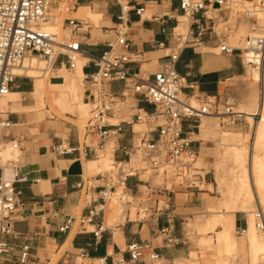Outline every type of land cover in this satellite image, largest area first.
<instances>
[{
  "label": "crops",
  "instance_id": "obj_1",
  "mask_svg": "<svg viewBox=\"0 0 264 264\" xmlns=\"http://www.w3.org/2000/svg\"><path fill=\"white\" fill-rule=\"evenodd\" d=\"M175 2L179 4V0H127L126 5L131 9L127 14V38L131 42L130 55L133 59L127 68L131 74L139 75L144 79H152L154 73L171 63L168 57L170 51L167 44L168 40L171 39L172 28L177 24L174 18L179 19V21L187 18L181 15ZM74 5L77 9L74 18L78 17L77 19H80L79 17H82L88 20L80 19L84 22V25L79 27L77 33V38L81 42L85 54L79 62V67L81 65V70L84 73H93L96 68L92 64V57L101 56L108 51L109 45L115 41V28L120 22L121 5H126L120 0L116 2H113V0H78ZM141 7H144L145 11L142 13V17H139L134 9ZM66 8L67 5H63L60 10L63 11ZM219 19L217 22L218 28L225 24H231V22H237V17L232 16L228 18V22L227 19L224 21L221 18ZM92 21L94 23L102 22L101 27L92 29L90 24ZM181 23L182 21H180L179 27ZM49 24L58 25V23ZM209 25L210 23L207 22V26ZM244 26L246 25L241 26L238 30H246L247 26ZM202 47V51L201 47L195 51L192 49L186 50L175 63L177 72L185 79L182 94L186 98L192 97L195 99L196 95L199 94L203 98L210 97V99H214L213 97L219 94L221 84L235 77L243 76L245 73L237 55L219 54L218 42L214 38H206ZM163 52L168 53L156 57ZM79 67L73 73H76ZM52 71L62 72V77L57 75L54 77L57 78L56 80L62 78L63 81L51 82L50 78L53 75L49 77V80L20 77L33 80L30 95L34 96L37 102H41L40 105L48 113L51 112L48 100H55L62 93V90L56 88L55 85L64 84V75L69 74L68 69L60 67L58 63L53 70L51 68ZM143 75L146 76L143 77ZM48 86L57 89L58 92H48ZM104 86L109 93L118 97L127 92L124 83L109 82L105 83ZM85 90V87L83 91L79 85V103L87 104ZM263 92L264 89H260L257 99V114L260 117L255 120L254 132L256 134L259 129L264 131V125L261 127L262 115L260 113ZM25 93L26 90H13L6 99V103L0 101L1 109H5L3 112H9V118L13 124V127L9 130L0 131V145L6 149V146L11 142L16 141L21 148L18 170L20 176L15 183L16 189L21 193L19 197L20 206L15 216L12 234H0V241L9 243L11 247L8 253L0 255V264H20L21 248L24 245L30 247L28 264H95V262H99V264H117L119 254L125 257L126 264H185V261H187L186 264H197L196 257L198 255L195 254L196 248L186 235L187 226L189 224L195 225V216L201 214L205 209L206 214L209 215L208 209L210 207V215L205 216L202 223H197V226L199 228L204 227V231L211 230L207 229V225L212 223L214 216L230 215L232 217L231 233L235 239V250L231 255H227L223 247L217 242V233L224 230L223 225L217 224L214 230H211L216 233L214 240L217 246L216 249L210 248L211 240L200 237V241L204 239L210 249L209 251H212L210 255L212 262L210 264H253L255 252L248 236L253 221L251 222L241 216L235 206H229L226 201L221 204L222 207L226 208L222 211H215L216 201L206 205L205 196L210 195V192H214L213 185V191L203 188L178 190L169 198V210L159 217L132 221V211L124 212L125 221L114 228L105 227L106 221L104 218L105 229L99 235V238H96L95 232L99 230L102 219L94 218L81 224L82 220L89 219V210L86 208L87 203L81 206L82 192L77 189V185L85 178V173H87L85 163L92 159L78 153L58 156L51 150V146L61 140H65L71 146L76 147L78 140L81 138V132L76 126L67 122H59L53 118L31 117V113L36 109V103L33 105L20 104L22 94ZM129 97H132L133 105L130 107L129 119L120 121L124 134L117 143L118 150L115 153V158L118 160L126 159L123 152L124 147L131 148L137 145V137L141 138V135H137L138 133L135 131V127L142 124L137 121L136 114L141 112L153 113L155 111L154 106L142 101L139 97ZM127 99L121 103H125ZM242 114L256 116L249 113ZM65 117L73 119L71 114H65ZM205 118L209 117L206 116ZM38 119L46 120L38 126L29 125ZM161 123L162 118H158L156 123L149 122L146 124L145 122V126L148 127L146 132L152 131ZM26 124L28 125L24 126ZM208 125L203 120L200 122L199 127L190 122L183 124L185 134L190 139L191 137L194 139L192 141L193 147L198 153L197 159H202L201 156L204 154L205 148L201 147L200 141L209 137L210 129ZM132 130L137 134H132ZM196 131H200V135L194 134L197 133ZM146 136L150 140L158 139L157 132H148ZM223 137L224 141L232 140L228 134ZM111 145V155L113 156L115 143H109L108 148ZM251 151L249 176L253 178V186L254 189L256 186L255 190L257 191L253 163L256 160L260 167H263L264 163L261 161V157L254 154L253 149ZM132 161L134 159H131V163ZM0 167L4 168L6 179H14L10 168L1 165ZM258 177V182L264 179L262 175H258ZM204 181L208 186V181L206 179ZM140 186L144 185L141 184ZM220 186L222 191V183H220ZM179 196L185 197L179 198ZM257 199L259 206H261L260 198L257 197ZM70 218L74 219L73 227L67 232H61L60 228ZM246 219L245 234L240 235L237 230L240 227H245ZM189 220H191L190 223ZM167 228L171 231L173 240L171 243L168 242L167 235L162 232L163 229ZM255 231L257 230L255 229ZM257 232L258 240L264 241ZM134 242H150L159 254V259L151 261L145 255L140 261L131 263L130 256L125 251L128 245ZM83 253H86L85 256H82ZM224 253L226 256H233L238 259L233 261L221 260L220 257ZM53 256L58 257L56 261ZM208 258L205 254V259ZM257 264H264V254L258 255Z\"/></svg>",
  "mask_w": 264,
  "mask_h": 264
},
{
  "label": "built area",
  "instance_id": "obj_2",
  "mask_svg": "<svg viewBox=\"0 0 264 264\" xmlns=\"http://www.w3.org/2000/svg\"><path fill=\"white\" fill-rule=\"evenodd\" d=\"M234 1L179 0L178 7L181 15L189 19L188 28L185 32H181L180 21L174 18L177 24L172 28L171 39L167 44L171 63L154 73L152 79H144L128 71L127 66L133 61L130 55L131 42L127 38V14L131 9L128 5H121L120 22L115 28V41L101 56L92 57V64L96 71L84 73L87 102L90 104V117L85 125L84 133L76 147L65 140L51 146L52 152L58 156L78 153L91 159L97 157L98 152L104 149L107 143L111 141L118 143L124 134L121 123L112 124L110 119L117 112L119 101L122 102L129 96L139 97L155 107L153 113L136 114L135 117L139 123L143 121L146 124L156 123L158 118H162L161 124L152 131H148L157 132V140L148 139L146 136L148 132L138 133L141 134L140 143L131 148H123L126 159H115L109 171L83 178L77 185V189L84 193L85 200H90L86 205L89 210V219L82 220L81 224L94 218L102 219L99 230L95 232L96 238H99L105 229L104 218L107 205L117 196L120 189L129 191L134 198L141 193L140 185L143 184L150 191L148 195L157 192L167 197L174 192L176 185L189 189L198 188L205 180V175L202 176L199 169L195 167L198 153L193 147V141L183 131V124L190 122L199 125L203 117L212 113L211 109L214 105L216 106L217 97H214L215 101H210L209 97L199 100V107L191 105L189 98L181 97L185 79L177 72L175 63L186 50L195 51L203 46L206 38H214L218 42L220 54L237 55L245 73L256 78L259 86L264 88V35L248 36L241 47H232L222 41L215 31L217 20L215 15H222L224 11L229 10ZM250 1L264 12V0ZM77 2L78 0L66 1L67 8L64 12L69 16L64 19L62 24L64 33L60 34L59 31L51 33L42 28L46 23L55 21L51 15L52 1L0 0V100L10 91L21 89L15 84L22 78L14 76L13 70L28 57L37 56L47 64V67L51 65L52 70L57 63L70 71H74L79 66L80 58L82 54L84 56L85 54L77 33L84 22L71 16L74 12L73 5ZM58 10L62 15L63 11L59 6ZM134 11L137 16L142 17L145 9L141 7ZM207 22L210 23L209 26ZM56 79L52 77L50 80ZM109 82L124 83L127 92L120 97L109 93L104 86ZM231 104L230 100L226 101L227 113L224 114L231 116L230 119L233 118ZM12 126L9 112H3L0 107V128L9 130ZM132 134L137 133L132 130ZM11 144L14 149L20 151V145L16 141ZM117 150L116 148L114 156ZM138 153L145 164L142 169L129 165L132 155ZM19 158L20 156L8 161L13 172V180L6 179L4 168L0 167V234H12L15 216L19 211L21 193L15 187L20 176ZM141 172L150 173V177L155 175L161 178L162 187H155L149 180H142ZM149 199H151L150 196ZM140 207L139 216L143 214L142 220H146L161 216L169 210L170 204L167 201L166 205L161 207L160 201L155 199L153 205L142 202ZM253 218L257 231L264 235V208L258 207L253 212ZM73 224L74 219H68L60 231L64 233L71 230ZM246 228L247 219L245 227L238 228L237 232L244 235ZM162 232L167 235L168 242L171 243L173 240L170 229H163ZM10 250L9 243L0 241V255ZM125 252L129 254L131 263L140 261L145 255L151 261L159 259V254L150 242L131 243ZM29 253L30 247L24 245L21 248L20 264H28ZM85 254L83 253L82 256ZM117 264H126L122 254L118 255Z\"/></svg>",
  "mask_w": 264,
  "mask_h": 264
},
{
  "label": "rangeland",
  "instance_id": "obj_3",
  "mask_svg": "<svg viewBox=\"0 0 264 264\" xmlns=\"http://www.w3.org/2000/svg\"><path fill=\"white\" fill-rule=\"evenodd\" d=\"M53 3L51 15L54 17L55 21H51V23H58L56 28L53 30V33L56 31H59L60 34H63L62 32V24L66 17L69 15L64 12L60 15L58 6L63 7V5H66L67 0H50ZM112 1V0H110ZM117 0H113V2H116ZM124 5H126L127 0H120ZM243 3L235 6L233 10L229 11L226 10L220 17L221 20L228 19V16L237 17V22L231 24H225L222 27L218 28V24H215V28L217 33L219 34L222 41L230 44L232 47H241L243 41L250 36L248 32L253 31V28L258 25H255L256 23H253L252 21L242 22L244 19L243 14L241 12V6ZM175 5L178 6V3L175 2ZM240 6V7H238ZM55 10H54V9ZM73 14L71 16L75 17V13L77 12V9L75 5H73ZM231 12V13H230ZM148 16V15H147ZM252 17V16H249ZM78 18V17H76ZM80 19H83L82 17H79ZM85 21H88L86 19H83ZM220 20V19H218ZM182 23L180 24L179 30L181 32H185L188 28L189 21L188 18L181 19ZM61 22V23H60ZM92 25V29L100 28L102 25V22L100 23H94L93 21L90 22ZM243 25L247 26V32L242 33L234 36L235 32ZM228 29V30H227ZM67 34V32H65ZM234 36V37H233ZM237 36H240L237 38ZM242 36V38H241ZM234 38V39H233ZM237 38V39H235ZM235 40V42H234ZM203 50V47H201V51ZM220 51V50H219ZM214 52V51H212ZM168 52L159 53L156 57L159 55H165ZM219 53V52H217ZM220 54V53H219ZM36 57V56H35ZM43 68L46 70V73L43 71L41 72V80L44 79L45 76L47 77H54V76H63L62 72H51V65L48 69H46V63L43 61ZM79 67V66H78ZM77 67V68H78ZM69 74H65L64 77H72L75 76L80 87L84 91L85 82H83V74L84 72L80 74L73 73L74 71H69ZM72 75V76H71ZM146 75H143V77ZM61 80H53L51 82H62ZM16 86L19 85L21 89H14V90H26L25 94H22L20 104L22 105H33L36 103V109L31 113V117H40V118H53L55 120H58L59 122H67L69 124H72L76 126L79 131L81 132V136L84 133L85 125L90 117L89 111H90V105L87 102V109L85 111H80L77 107L73 110L71 115H73V119L66 118L64 114L56 113V111L52 110L51 112H47L44 107L40 105L41 102H37L36 99H34V96L30 95V92L33 87V80L22 78L21 80H18L15 84ZM86 89V88H85ZM48 92H55L57 93V89H52L51 87H47ZM82 91V93H83ZM260 92V88L258 85H256L252 77L248 73H244L243 76L235 77L232 80L226 81L225 83L221 84L219 94L216 96V106L214 105L211 109L212 113L209 115V118L203 117L202 120L206 121L209 125V137L207 139H202L200 141L201 147H204V154H202V159H195V167L199 169V172L202 176L205 175L206 181H208V186L205 184V181L203 184L199 185L198 188L203 189H209L210 195H206V205L210 204L211 202L216 201L217 204L214 206L215 211H222L225 210V207H222V202L226 201L228 205L235 206V209L240 213L241 216L247 218L249 221L252 222L253 218V212L260 207L259 201L257 199L260 198L261 201V207L264 208V187H260L258 185V175L260 176V172H258V163L255 160L253 163V174L255 181L257 182V191L256 186L254 189L253 186V178H250V171H251V150L253 149L254 154L261 157V161L264 163V131H261V129L258 130L257 134L254 132L255 128V120L259 119V116L257 114L258 111V94ZM86 93V91H85ZM184 99V97H182ZM203 96L197 94L196 98L193 99L191 97L190 102L195 103L194 105H200L199 100H203ZM210 101H215L214 99H209ZM230 100L231 105L233 108V118L230 119L228 115L226 114V101ZM3 101V102H2ZM1 103H6V99H3ZM40 101V100H39ZM133 105L132 97H128L127 101L125 103H121L119 101L117 106V112L115 113L114 118L110 121L111 123H119L121 120H128L129 114H131L130 107ZM52 108V107H51ZM2 111H5L4 108H2ZM219 111V113H218ZM242 113H249L256 115L255 117L251 115H245ZM82 115H85L83 118H81ZM239 117V118H238ZM72 118V117H71ZM254 118H256L254 120ZM45 119V120H46ZM45 120L38 119L34 123L29 125L38 126L41 122H44ZM28 124L24 125L27 126ZM264 125V122L261 123V127ZM199 126V125H198ZM188 129V127H186ZM200 129V128H199ZM198 129V130H199ZM148 130V127L145 126V123H142L139 127H135V131L137 133H143ZM200 135V131H196ZM205 133V132H204ZM228 134L232 140L230 141H224V135ZM141 135V134H137ZM193 139V137H192ZM235 139V140H233ZM137 145L140 143V138L137 137L136 139ZM194 140V139H193ZM109 143H115V141H111ZM109 143L106 144L104 150L102 153H100V156L98 159H95V161H102L104 162L101 165L92 167L87 173H85V178L95 176L98 173L109 171L112 162L116 159L114 156L111 155V148H108ZM254 145V146H253ZM117 148V143L114 145L113 151ZM6 149L12 152L11 157H3L2 151L4 150V146L0 147V165L6 166L7 168H10V162L9 160L17 159L18 156H21V152L17 150H13L10 145L6 146ZM91 159V158H90ZM131 167L135 168H144L145 164H143L141 157L132 156ZM93 160V159H92ZM141 178L145 179V181H150V183L153 186H160L162 187L163 182L162 179L153 175L150 177V173H143L141 172ZM220 183H222V191L220 190ZM213 185V187H212ZM170 187V185H168ZM174 192H171L167 197H172L175 192L181 189H189L185 187H180L178 185L174 186ZM119 192L117 194V198H119ZM150 193L149 190L145 188V186L141 187V193H138L136 197L132 198L129 191H124L123 196V202H120L118 199L113 198L111 201H109L106 209L105 214V227L114 228L123 223L125 221V217L123 215L124 212H131L132 211V221L142 220L144 217L143 214L139 216L140 212V203L145 202L147 204L153 205L155 202V199L160 201V206L166 205L167 201L169 199L165 197L166 195H161L160 193L154 192ZM150 198L152 199H149ZM210 196V197H209ZM185 196H179V198H182ZM89 199L85 201L84 193H82V199H81V206H84L86 203H89ZM122 201V200H121ZM129 202V204H127ZM226 203V204H227ZM122 206V208H121ZM211 209V207H210ZM210 209H208V213L210 215ZM206 214V209L202 211L201 214L196 215L195 217V225L189 224L187 226V232L186 235L191 241V243L194 245L195 254L198 255L196 257L197 264H210L212 262V258L210 257L211 252L209 251V247H207V243L204 241V239L211 240V247L213 249H216L217 246L214 242L216 233L211 230L204 231V227H198L197 223H202L205 216H209ZM126 221H128L126 219ZM191 220H189V223ZM253 224V223H252ZM257 232V231H256ZM212 233V234H209ZM257 234L264 239V235L261 233ZM237 235V234H236ZM213 236V237H212ZM200 237H203L204 239L200 241ZM62 254V253H61ZM205 254L208 256V259H205ZM240 256V255H239ZM55 261L58 257L53 256ZM236 257V256H235ZM221 260L225 259L227 261H233L237 260L238 258H234L233 256H226L225 253L221 255ZM185 264L187 261L184 262ZM237 263V262H235ZM89 264V263H85ZM95 264H99V262H95Z\"/></svg>",
  "mask_w": 264,
  "mask_h": 264
},
{
  "label": "bare ground",
  "instance_id": "obj_4",
  "mask_svg": "<svg viewBox=\"0 0 264 264\" xmlns=\"http://www.w3.org/2000/svg\"><path fill=\"white\" fill-rule=\"evenodd\" d=\"M241 3H243L242 6H241V8H242L241 9V12H242L243 17L245 19L242 22L247 21V22L250 23V21H252L253 23H256L255 25H258L257 20L259 21V26L254 27L253 28V31L248 32L249 35L250 36L264 35V12L253 1H250V0H235L230 5L229 11L233 10V8L235 6H237V5L241 4ZM238 7H240V6H238ZM215 16L217 18V20H216V23H217L219 21L218 19L222 15H217L216 14ZM249 16H252V17H249ZM253 17L256 18L257 20L254 19ZM228 18H229V16H228ZM227 22H228V19H227ZM49 23H46L45 25H43L42 28L44 30L48 31V32L53 33V30L56 28V26L53 25V24H49ZM244 27H246V26H244ZM215 31H216V28H215ZM56 32H58V31H56ZM246 32H247V28H246V30L245 29L237 30L235 32V35L234 36H236V34L237 35H239V34L242 35V33H246ZM237 38H239V40H240V36H237ZM237 38H235V39H237ZM241 38H242V36H241ZM234 42H235V40H234ZM232 43L230 42V44H232ZM83 56L84 55L82 54L80 60L82 59ZM43 65H44L43 64V60L40 59V58H38L37 56L36 57L35 56L28 57L18 67L14 68L13 75L14 76H17V77H28V78H33V79H41L42 77H41V74L40 73L43 72V71L45 72V74L47 73L46 70H44ZM48 68L49 67L46 66V69H48ZM77 73L78 74L82 73L81 65H80L78 71L76 72V74ZM82 76L84 77V74ZM44 79L45 80H49V77L45 76ZM252 80H253V82L256 85H258V87L260 89H264V88H261L259 86V84L257 83V79L256 78H252ZM55 87L58 88V89H60V90H62V93H61L60 97H58L57 99H55V100L54 99H51V100L49 99L48 100V105H49V108H50L51 111L54 109L56 111V113H61V114H64L65 115V114H71L73 112V110L75 109V107H77L78 109H80V111H85L87 109V104L86 103H79L78 102L79 101V98H78L79 83H78V81H77V79H76L75 76H72V77H69V78L66 77L64 84H62V85H55ZM12 91H10L0 101H2L3 99H7L9 97V95L11 94ZM262 96L263 97H262V104H261V108H260L261 109L260 110L261 111L260 113L262 115V122H264V92H263ZM181 97H185V96L181 93ZM190 99L191 98H189V103H191L190 102ZM209 99H210V97H209ZM214 100H215V98H214ZM194 104L191 103V105H193L194 107H197V105H194ZM198 107H199V105H198ZM84 116L85 115H82L81 118H83ZM258 116L260 117V115H258ZM113 118H111L110 121ZM140 123H145V121L140 122ZM112 124H114V123H112ZM2 130H4V129H1L0 128V131H2ZM5 131H7V130H5ZM191 140H193L192 137H191ZM9 145H10V147L13 150L19 151L18 149H14L13 148V146H12L13 144H9ZM0 147H2V146L0 145ZM103 150L104 149L100 150L98 152L97 157H95L93 159H98V157L100 156V153H102ZM2 152H3L2 153L3 157H11L12 156V152L9 151L8 149H4ZM132 156L140 157L139 153L138 154H133ZM131 159H132V157H131ZM103 163L104 162H102V161H95V160L88 161V162L85 163V171L88 172L92 167L101 165ZM130 164H131V162H130ZM110 169H111V167H110ZM258 170H259L258 172L261 173L260 175L264 176V166L263 167H260L259 166L258 167ZM141 179L142 180H145L143 178H141ZM258 185L260 187H264V179L262 181H259L258 182ZM119 191H120L119 192V196L120 197L119 198L114 197V198L118 199L120 202H123V196H124V191L125 190H121L120 189ZM127 204H129V202ZM121 208H122V206H121ZM252 221H253V224L250 225L248 236H249V239H250V241L252 243V246L254 247V252H255V258L253 260V264H257L258 263V255L264 254V241L263 240H260V241L258 240L257 235H256V231H255L256 227L254 225V218H252ZM217 224L223 225V227H224V230L222 232L217 233V242L223 247V250L226 251L227 255H231L232 252L235 250V239H234V237H233V235L231 233L232 217L230 215H220L218 217H215L214 216L212 218V223H209L207 225V229L214 230V228L216 227Z\"/></svg>",
  "mask_w": 264,
  "mask_h": 264
}]
</instances>
